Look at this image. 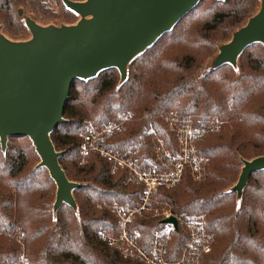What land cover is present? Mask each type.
<instances>
[{
    "label": "trees",
    "instance_id": "obj_1",
    "mask_svg": "<svg viewBox=\"0 0 264 264\" xmlns=\"http://www.w3.org/2000/svg\"><path fill=\"white\" fill-rule=\"evenodd\" d=\"M207 1L201 0L134 59L126 81H121L117 68H109L73 82L66 121L51 138L62 152L60 163L67 177L81 183L74 190L76 209L64 203L54 210L56 183L46 167L38 166L41 159L28 136L9 137L5 151L0 142V264H19L23 255L29 264H145L125 258L98 237L99 229L117 233L120 225L109 209L97 207L104 203L139 207L144 185L126 183L124 169L112 173V162L98 152L81 163L88 128L102 127L127 111L133 112L127 129L109 138L104 147L122 157L136 150L134 158L145 170L162 168L152 153L158 146L179 152L166 121L171 112L193 117L201 126L221 122V130L196 147L210 160L206 179L194 180L187 166L177 186L152 192V209L170 204L181 218L206 216L216 242L203 264H264V170L250 176L241 198L231 190L243 161L264 155V45H249L236 66L227 63L198 76L219 37L243 26L260 0H212L203 9ZM51 6L70 16L67 24L74 23L77 13L63 0H0V21L22 35L27 27L23 15L31 13L37 22L44 21L42 11ZM143 213L130 227L139 228L140 243L147 249L163 220ZM184 240L180 228L173 233L172 250Z\"/></svg>",
    "mask_w": 264,
    "mask_h": 264
},
{
    "label": "water",
    "instance_id": "obj_2",
    "mask_svg": "<svg viewBox=\"0 0 264 264\" xmlns=\"http://www.w3.org/2000/svg\"><path fill=\"white\" fill-rule=\"evenodd\" d=\"M201 0H63L80 16L76 23L44 25L29 15L25 24L32 37L9 38L0 26V142L7 149L9 137L28 136L56 183L54 210L64 203L77 208L71 181L60 163L61 151L52 140L55 128L66 121L64 111L76 79H90L117 68L121 81L140 54L187 15ZM23 15V10L19 11ZM264 45V0L255 14L219 46L211 69L236 66L251 44ZM237 183L231 190L239 198L250 176L264 170V155L243 161ZM178 221L171 216L162 221Z\"/></svg>",
    "mask_w": 264,
    "mask_h": 264
},
{
    "label": "built area",
    "instance_id": "obj_3",
    "mask_svg": "<svg viewBox=\"0 0 264 264\" xmlns=\"http://www.w3.org/2000/svg\"><path fill=\"white\" fill-rule=\"evenodd\" d=\"M132 116L133 112L127 111L106 122L102 127L91 125L83 135L81 163L84 164L93 151L98 152L112 162V173L124 167L129 168V171H126V183L144 185L146 192L139 207L126 204H98V208L109 209L120 225L117 233L104 228L99 229L98 237L117 249L125 258L138 259L145 264H203L204 257L212 252L216 242V237L209 230L204 214L184 219L175 215L172 210L161 213L160 209H155V216H160L162 220L175 216L178 228L172 222L162 223L154 231L152 242L147 249L140 243V230L131 228L130 224L132 220L142 215L143 211L153 208L152 192L159 187L169 188L177 185L183 179L187 166L190 167L194 180L201 181L205 178L207 158L198 155L196 143L218 133L221 130V122L216 119L201 126L195 124L190 117L183 118L176 112H171L166 120L168 127L176 135L179 144L178 155L167 153L172 156L173 161L165 171H145L135 159L130 161L125 158L126 156H119L104 147L109 138L127 129ZM180 228L186 234V240L182 242L178 250L173 251L171 248L173 233ZM19 264H29L25 255L22 256Z\"/></svg>",
    "mask_w": 264,
    "mask_h": 264
},
{
    "label": "rangeland",
    "instance_id": "obj_4",
    "mask_svg": "<svg viewBox=\"0 0 264 264\" xmlns=\"http://www.w3.org/2000/svg\"><path fill=\"white\" fill-rule=\"evenodd\" d=\"M212 0H210V1H207L206 2V4L203 6L204 8L203 9H206L209 5H211V2ZM25 15H29V16H31V17H33V18H35V16L33 15V14H31V13H25ZM24 16V15H23ZM41 16L42 17H44V18H46L44 21H39V22H41L42 24H44V25H49V24H55V25H62V24H67L68 23V18H66V17H70V16H67L65 13H63V12H61V9L60 8H57V7H54V6H51V7H46L45 8V10H43L42 11V14H41ZM72 17V16H71ZM22 18H24V17H22ZM21 18V20H23L24 21V19H22ZM73 18V20H74V23H76L79 19H80V16L78 15V14H74V16L72 17ZM0 26L2 27V30H3V32L9 37V38H11V39H17V40H22V39H29V38H31L32 37V35H31V32L29 31V29L26 27V29H25V33H23L22 35H20V34H15L16 32H14V30H9V28H7V24L5 23V21H0ZM11 31V32H10ZM13 32V33H12ZM221 35V34H220ZM231 37H232V33L230 34L229 33V35L226 37H224V36H220L219 38H222V39H219L217 42H216V49H214L213 50V53L206 59V61H205V63H204V65H203V67L200 69V73H199V75L198 76H200V75H202V74H204V73H206V71H208L209 69H210V67H211V61H212V59L215 57V55L217 54V52H218V47L221 45V44H223V43H225V42H228L230 39H231ZM193 118V117H192ZM194 119V118H193ZM167 121V120H166ZM194 123L196 124V122H195V120H194ZM168 129L170 130V128L168 127ZM171 131V130H170ZM172 132V131H171ZM173 133V132H172ZM159 136V135H158ZM208 137H206L205 139H207ZM205 139L204 140H202V141H200V142H198V143H196V147L198 146V145H200V143L201 142H204L205 141ZM159 143H161L160 141H159ZM154 145H158V144H155L154 143ZM137 151L135 150V151H131L125 158H127V159H129L130 161H132V159H135L134 158V156H135V153H136ZM158 152V153H157ZM157 152H155L154 151V149L152 150V153H153V155H154V157H155V162H157L158 161V163H161L162 165V168L159 170V171H165V169L166 168H168V167H170V165H171V162L173 161V159H172V156L171 155H167V153H169V154H174L175 153V151L174 150H172V149H169V148H167V146H165V148H163V146H162V148L160 149V147L158 146L157 147ZM175 155V154H174ZM178 155V154H177ZM177 155H175V156H177ZM198 155H200L199 153H198ZM203 157V156H202ZM39 159H40V157H39ZM137 161V160H136ZM138 162V161H137ZM139 163V162H138ZM209 163H210V160H209V158H207V165H209ZM139 165L141 166V168L143 169V167H142V164L141 163H139ZM126 170V171H129V168H127V167H124V168H122V169H120V170ZM143 170H145V169H143ZM145 171H150L149 169H147V170H145ZM152 171H154V170H152ZM206 171H207V168H206ZM240 172H241V170H240ZM206 179V178H205ZM204 179V180H205ZM237 180H238V177H237ZM237 180H235V182L233 183V185L237 182ZM182 181V180H181ZM180 181V182H181ZM179 182V183H180ZM178 183V184H179ZM175 186H177V185H175ZM175 186H173V187H175ZM173 187H169V188H173ZM57 188V187H56ZM161 206V209L159 210V212H161V213H163V212H165V210H172V206L170 205V204H163V205H160ZM147 212H152L153 214H154V216H155V213H156V211L155 210H153V209H147L146 210ZM172 212H173V210H172ZM174 213V212H173ZM144 214V213H143ZM142 214V215H143ZM142 215H139V217H141ZM157 217H160V216H157ZM135 228H137V227H135ZM137 229H139V228H137ZM107 230V229H106Z\"/></svg>",
    "mask_w": 264,
    "mask_h": 264
}]
</instances>
